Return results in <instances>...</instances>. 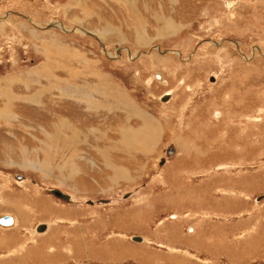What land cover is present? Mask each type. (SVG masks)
Listing matches in <instances>:
<instances>
[{"label":"rangeland","instance_id":"374dc122","mask_svg":"<svg viewBox=\"0 0 264 264\" xmlns=\"http://www.w3.org/2000/svg\"><path fill=\"white\" fill-rule=\"evenodd\" d=\"M0 21V264H264V0Z\"/></svg>","mask_w":264,"mask_h":264},{"label":"water","instance_id":"95a60500","mask_svg":"<svg viewBox=\"0 0 264 264\" xmlns=\"http://www.w3.org/2000/svg\"><path fill=\"white\" fill-rule=\"evenodd\" d=\"M165 154L168 157L171 156L172 154H174L173 147L172 146L168 147L166 152H165ZM48 193L50 195L54 196L55 198L63 201V202H66V203L69 202V196L63 194L62 192H60L58 190L52 189V190H49ZM12 223H13V218L10 217V216L5 215V216H2L0 218V226L3 227V228L10 227L12 225ZM45 229H46V227L44 225H39V226L36 227L37 232H42Z\"/></svg>","mask_w":264,"mask_h":264},{"label":"bare ground","instance_id":"6f19581e","mask_svg":"<svg viewBox=\"0 0 264 264\" xmlns=\"http://www.w3.org/2000/svg\"><path fill=\"white\" fill-rule=\"evenodd\" d=\"M3 19H4V18H3ZM0 22L3 23V21H0ZM4 23H5V22H4ZM58 28H60V29H61L62 31H64V32H67V30H66L65 28L61 27V26H58ZM46 55H47V54H46ZM132 58H133V57H132ZM98 83H99V82H98ZM98 83H97V84H98ZM100 84H101V83H100ZM102 86H103V85H102ZM69 89H70V88H69ZM100 89H101V88H100ZM71 90H72V89H71ZM67 91H68V90H67ZM73 92H74V90H73ZM100 92H101V91H100ZM87 94H88V93H87ZM169 96H170L169 94H165L164 97H162V100H163V99H166V98L168 99ZM67 97H68V96H67ZM71 97H72V96H71ZM87 97H88V96H87ZM69 99H70V98H69ZM71 99H72V98H71ZM73 100H74V99H73ZM164 102H165V101H164ZM88 105H89V104H88ZM87 107H88V106H87ZM106 109H107V108H106ZM109 110H110V109H109ZM109 110H108V111H109ZM137 111H138V110H137ZM109 112H110V111H109ZM138 117H139V116H138ZM142 117H143V116H142ZM147 118H148V117H147ZM147 118H146V117H145V118L143 117L142 120H145V119H147ZM143 123H146V126H147V127L149 126V123H148V122L143 121ZM147 124H148V125H147ZM143 125H144V124H143ZM151 129L154 131L155 127H153V128L151 127ZM140 133H141V134L144 133V128H143V131L140 132ZM170 145L172 146V145H174V144H173V143L168 144L167 147L165 148V152H166L167 148H168ZM172 147H173V149H174L175 145L172 146ZM174 151H176V149H174ZM165 152H164V153H165ZM19 177H21V176H19ZM3 216H5V215H3ZM7 216H9V215H7ZM1 217H2V216H1ZM1 217H0V218H1ZM13 223H14V219H13ZM37 226H39V225H37ZM37 226H36V227H37ZM44 226H45V225H44ZM0 227H1V226H0ZM134 238H136V237H134Z\"/></svg>","mask_w":264,"mask_h":264},{"label":"flooded vegetation","instance_id":"af4514ba","mask_svg":"<svg viewBox=\"0 0 264 264\" xmlns=\"http://www.w3.org/2000/svg\"><path fill=\"white\" fill-rule=\"evenodd\" d=\"M4 215H5V214H4ZM1 216H3V215H1ZM1 216H0V217H1Z\"/></svg>","mask_w":264,"mask_h":264}]
</instances>
